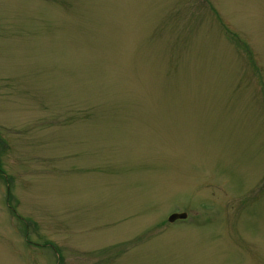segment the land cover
I'll use <instances>...</instances> for the list:
<instances>
[{
	"label": "rangeland",
	"instance_id": "374dc122",
	"mask_svg": "<svg viewBox=\"0 0 264 264\" xmlns=\"http://www.w3.org/2000/svg\"><path fill=\"white\" fill-rule=\"evenodd\" d=\"M0 264H264V0H0Z\"/></svg>",
	"mask_w": 264,
	"mask_h": 264
},
{
	"label": "water",
	"instance_id": "95a60500",
	"mask_svg": "<svg viewBox=\"0 0 264 264\" xmlns=\"http://www.w3.org/2000/svg\"><path fill=\"white\" fill-rule=\"evenodd\" d=\"M179 216H183V215H172L169 219L173 220V219H175L176 217H179Z\"/></svg>",
	"mask_w": 264,
	"mask_h": 264
}]
</instances>
